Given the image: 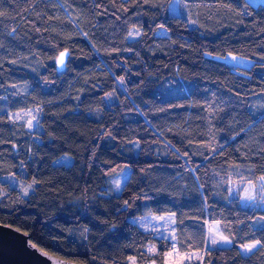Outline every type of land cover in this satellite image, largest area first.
I'll return each instance as SVG.
<instances>
[{"label":"trees","instance_id":"trees-1","mask_svg":"<svg viewBox=\"0 0 264 264\" xmlns=\"http://www.w3.org/2000/svg\"><path fill=\"white\" fill-rule=\"evenodd\" d=\"M171 1L0 0V224L68 261L164 264L169 241L132 220L172 215L177 251L200 252L185 264H264V246L240 253L264 245L252 226L264 212L240 208L226 184L232 167L264 176V7L181 0L171 14ZM229 53L251 66L205 57ZM27 111L33 132L10 118ZM21 173L35 181L27 196L1 182ZM206 223L232 243L204 248Z\"/></svg>","mask_w":264,"mask_h":264},{"label":"rangeland","instance_id":"rangeland-1","mask_svg":"<svg viewBox=\"0 0 264 264\" xmlns=\"http://www.w3.org/2000/svg\"><path fill=\"white\" fill-rule=\"evenodd\" d=\"M245 1L253 7H264V0H245ZM180 6H181V0H172L169 5V12L171 14H179L178 12ZM158 35L162 36V35H166V33L164 31H159ZM136 38L137 37H129L130 40H134ZM205 57L209 59H213L212 57L215 56L206 54ZM213 60L223 61L224 63L228 64L230 67L233 68L236 67L249 68L252 64L251 60L240 56H237V59L234 61L228 56V54L225 56V59L223 60L221 59H213ZM7 107H8L7 99L0 98V111L7 110ZM17 116L20 117L19 120L16 119ZM32 116H36L37 118V114L35 112L27 111L23 113H15L13 115H10V118L16 122L23 123L27 130L33 132L37 127V120L33 121V127L31 129L27 127V121L31 119ZM60 163H64L68 165L71 163V159L68 156H63L62 158H59L56 162H54V164H60ZM25 174L21 173L20 176L17 178L8 176L1 179V182L7 183L9 187L17 188L18 190H20L21 194L25 196L24 189L27 188L29 193L30 191H32L31 189H33V186L35 185L33 181L30 182V180L25 178L26 176ZM230 174H231V178L226 180L228 197L230 199L232 198L236 199L237 205L240 208H247L249 210L264 212V191L261 190L262 182L259 180V178L252 180L251 171L248 168L232 167L227 170V175ZM128 175H129V170L126 168L120 175L110 178L108 181L107 193L108 194L118 193L121 190L123 184L125 183ZM241 176L243 177V179H241ZM249 179L253 181L254 186L248 185L247 180ZM116 181L120 182L119 189L116 188ZM223 190H225L224 183L216 186V194L223 192ZM249 193H251L252 196L256 197L255 203H253V201L251 200L245 199V197ZM222 199L225 200L223 193H222ZM157 217H164L165 219L159 220L157 219ZM132 222L138 225V227L143 231L155 233L158 238L169 237V236L175 237V221L172 215L144 216L133 219ZM263 225H264V221H261L260 218L256 219V221L252 223V226L254 228L261 227ZM209 229H211V231H209ZM222 237H226V236L222 233L217 223H210V224L206 223L204 225L203 238L201 244L204 248H208V249L215 247H219V248L228 247L230 245V243L228 242L230 241L229 238L226 237L227 240H222L221 239ZM210 238L215 239L217 243L212 244ZM173 243H175V241ZM169 251H172V248ZM240 253L242 256H248L250 254L249 252L244 251L241 247H240ZM179 254L191 256L193 253L190 254L179 253ZM195 254L196 256L199 257L200 252H196ZM166 259L170 260V264H175L176 260H178L179 257L174 255L173 257L169 258L166 255ZM195 259L197 258L186 260L184 264L191 263Z\"/></svg>","mask_w":264,"mask_h":264},{"label":"water","instance_id":"water-1","mask_svg":"<svg viewBox=\"0 0 264 264\" xmlns=\"http://www.w3.org/2000/svg\"><path fill=\"white\" fill-rule=\"evenodd\" d=\"M67 59L68 56L64 65H57L55 60L57 72L64 71ZM34 245L29 234L0 224V264H82L57 257Z\"/></svg>","mask_w":264,"mask_h":264},{"label":"snow or ice","instance_id":"snow-or-ice-1","mask_svg":"<svg viewBox=\"0 0 264 264\" xmlns=\"http://www.w3.org/2000/svg\"><path fill=\"white\" fill-rule=\"evenodd\" d=\"M226 6H227V5H226ZM125 11H127V9H125ZM237 14L240 15L241 13H237ZM189 22L192 23V24H195V23H196V21H194V20H191V21H189ZM160 28H161V30H165L163 25H160ZM140 35H141V31H140L139 29H136L135 31H129V32H128V37H139ZM209 55H210V54H209ZM67 56H70V53L68 52L67 49H65L64 51H61V52L59 53L58 57H56V64H57V65H64V64H65V59H66ZM228 56H229L232 60H234V61L237 59V56L232 55L231 53H229ZM212 58H213V59H221V60L225 59V57L222 56V55H221V56H215V57H212ZM120 83H122V84L124 83L123 78H120ZM106 95H107V94H106ZM16 119L19 120L20 117L17 116ZM34 120H37L36 116H32V118L29 119V120L27 121V127H28L29 129H31V128L33 127V121H34ZM37 123H39L38 120H37ZM241 179H243L242 176H241ZM259 180L262 182V184H261V190L264 191V176L259 177ZM34 183H35V181H34ZM247 183H248V185H250V186H254L253 181L250 180V179L247 180ZM29 187H30V186H29ZM116 188H117V189L120 188V182H119V181H116ZM24 195H25V196L28 195V189H27V188L24 189ZM245 199L251 200V201H253V203L256 202V197L252 196L251 193H249V194L245 197ZM125 204L127 205L128 202L125 201ZM173 215H174V214H173ZM157 219H159V220H163V219H165V218H164V217H157ZM260 220H261V221H264V216H261ZM209 231H211V229H209ZM161 239H165V240L169 241V243H170V247L172 248V251H169L166 255H167L169 258L173 257L174 255H176V256L179 257V259L176 260L175 264H184V262H185L186 260H191V259H193V258H199L198 256H196L195 253H193L191 256L180 255V254L178 253V251L176 250L175 243H173V242L175 241V237H174V236L161 237ZM210 239H211V238H210ZM221 239H222V240H227L226 237H222ZM228 242H229V243H232V241H228ZM211 243H212V244H216L217 241H216L215 239H211ZM259 246H264V245H261V241H260V240H255V241H253L252 243H244V244H242V245H241V248H242L244 251H246V252L253 253L254 251H256V250L258 249ZM34 247H35V245H34ZM53 250H54V251H59V250H60V246H59V245H56V246L54 247ZM148 251H149V252H155L156 249H155V247L153 246V247L149 248ZM65 255H69V253H65ZM130 260H131V264H135V260H134V258H130ZM164 264H170V260H167V259H166V260L164 261Z\"/></svg>","mask_w":264,"mask_h":264}]
</instances>
